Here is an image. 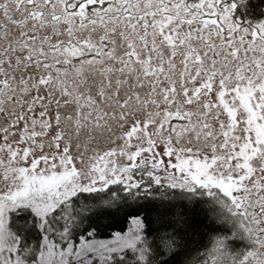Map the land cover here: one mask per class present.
Segmentation results:
<instances>
[{
  "label": "snow or ice",
  "instance_id": "obj_1",
  "mask_svg": "<svg viewBox=\"0 0 264 264\" xmlns=\"http://www.w3.org/2000/svg\"><path fill=\"white\" fill-rule=\"evenodd\" d=\"M243 0H0V264H264V12Z\"/></svg>",
  "mask_w": 264,
  "mask_h": 264
},
{
  "label": "trees",
  "instance_id": "obj_2",
  "mask_svg": "<svg viewBox=\"0 0 264 264\" xmlns=\"http://www.w3.org/2000/svg\"><path fill=\"white\" fill-rule=\"evenodd\" d=\"M244 5L247 6L245 11L249 16H254L253 14L260 10V7L264 6V0H244Z\"/></svg>",
  "mask_w": 264,
  "mask_h": 264
},
{
  "label": "flooded vegetation",
  "instance_id": "obj_3",
  "mask_svg": "<svg viewBox=\"0 0 264 264\" xmlns=\"http://www.w3.org/2000/svg\"><path fill=\"white\" fill-rule=\"evenodd\" d=\"M237 2H238V5H239L240 0H237ZM243 3H244V0H243ZM261 12H264V6L263 5L260 7V10L258 12L253 14L254 16H252V17L255 18ZM243 13H245V7L241 6V7L238 8V14H243Z\"/></svg>",
  "mask_w": 264,
  "mask_h": 264
}]
</instances>
